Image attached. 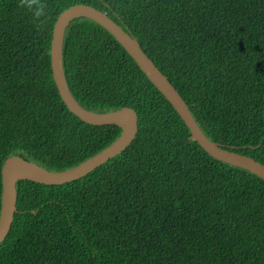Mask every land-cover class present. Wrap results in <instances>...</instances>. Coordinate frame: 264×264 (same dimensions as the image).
<instances>
[{
  "label": "trees",
  "instance_id": "16d2710c",
  "mask_svg": "<svg viewBox=\"0 0 264 264\" xmlns=\"http://www.w3.org/2000/svg\"><path fill=\"white\" fill-rule=\"evenodd\" d=\"M76 3L105 11L137 39L209 139L264 164V0H36L30 9L0 0V168L19 155L64 170L120 133L76 117L54 84L53 24ZM62 59L83 107H132L138 130L81 178L16 182L0 264H264V181L191 139L172 105L93 20L70 21Z\"/></svg>",
  "mask_w": 264,
  "mask_h": 264
},
{
  "label": "water",
  "instance_id": "95a60500",
  "mask_svg": "<svg viewBox=\"0 0 264 264\" xmlns=\"http://www.w3.org/2000/svg\"><path fill=\"white\" fill-rule=\"evenodd\" d=\"M85 17L107 30L133 59L146 78L172 105L187 127L190 138L212 158L240 167L264 181V164L251 156L223 147L209 139L191 114L184 99L155 63L146 55L140 43L118 23L102 11L86 3L72 4L56 17L50 41V68L54 84L66 108L82 121L92 125H116L119 135L106 147L80 163L64 169L49 170L36 162L11 155L4 159L1 168L0 193V244L6 238L16 210V182L29 180L40 184L58 185L81 178L129 146L138 130V115L134 108L98 112L83 107L72 95L65 78L62 59L64 33L71 20Z\"/></svg>",
  "mask_w": 264,
  "mask_h": 264
},
{
  "label": "clouds",
  "instance_id": "9594fccd",
  "mask_svg": "<svg viewBox=\"0 0 264 264\" xmlns=\"http://www.w3.org/2000/svg\"><path fill=\"white\" fill-rule=\"evenodd\" d=\"M36 2V0H21V4L23 6L28 7L29 9L31 8L32 4H34ZM35 15L38 17L40 15H42V11H37L35 12Z\"/></svg>",
  "mask_w": 264,
  "mask_h": 264
}]
</instances>
